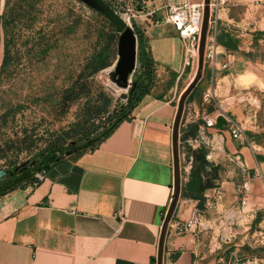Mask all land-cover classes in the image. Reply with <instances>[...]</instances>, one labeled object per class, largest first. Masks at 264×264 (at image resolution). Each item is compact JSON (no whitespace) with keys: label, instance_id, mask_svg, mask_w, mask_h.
I'll use <instances>...</instances> for the list:
<instances>
[{"label":"crops","instance_id":"crops-1","mask_svg":"<svg viewBox=\"0 0 264 264\" xmlns=\"http://www.w3.org/2000/svg\"><path fill=\"white\" fill-rule=\"evenodd\" d=\"M202 1L141 0L146 10L137 28L155 68L151 91L94 148L42 169L39 180L35 174L41 170L4 190L0 264H155L172 192L177 99L197 69V56L186 58L177 30L163 16L167 5ZM262 1L219 0L211 9L215 25H208L204 47L211 56H203L199 80L185 101L183 116L188 112L191 119L179 127V147L204 152L200 178L207 186L201 200L180 195L165 235L162 264H225V250L240 225L264 209L262 163L256 157L264 133L248 135L242 127L249 120L245 93L261 90ZM3 7L0 0V14ZM218 111L235 115L243 139L230 135ZM205 118H213L214 125L205 126ZM189 124L193 133L181 141ZM189 169L181 168V187ZM19 174L4 177L0 185ZM245 180L248 188L239 195L236 189ZM196 210V227L178 233L176 224Z\"/></svg>","mask_w":264,"mask_h":264},{"label":"rangeland","instance_id":"rangeland-1","mask_svg":"<svg viewBox=\"0 0 264 264\" xmlns=\"http://www.w3.org/2000/svg\"><path fill=\"white\" fill-rule=\"evenodd\" d=\"M103 1L119 16H124L133 30L138 27L137 21L146 10L141 0ZM30 15L34 18L29 27L17 25L15 47L19 58L16 67L10 75L0 78V167L15 169L17 173L33 167L31 173L28 172L32 175L37 172L36 162L44 149L55 145L68 149L69 141L80 145L85 139L100 134L115 118L114 115L111 120L107 118L113 110L118 114L119 109L125 106V98L117 95L124 87L116 89L113 82L100 74L108 73L114 67L116 45H112L108 55L110 64L92 76L84 73L78 80L77 86L81 85L87 95L62 111L58 103L62 89L76 78L86 59L104 42V37L113 27L100 13L78 0H38L35 11ZM38 42L48 43L45 54L38 52ZM261 61V90L251 91L250 95L245 93L244 115L249 120L242 127L248 135H252V131L264 133L263 49ZM124 90L127 92L128 88ZM103 96L109 99L106 107ZM85 101L96 104L101 111L100 116L72 130L70 125ZM227 114L238 121L231 112ZM188 123L189 119H186V125ZM252 123L260 127L253 129ZM256 151H259L256 157L262 163L264 182V144ZM189 154L184 149V155L180 156L182 171L187 166ZM26 175L19 174L12 181H5L0 185V192L21 183ZM246 220L225 250V264H264V209Z\"/></svg>","mask_w":264,"mask_h":264},{"label":"trees","instance_id":"trees-1","mask_svg":"<svg viewBox=\"0 0 264 264\" xmlns=\"http://www.w3.org/2000/svg\"><path fill=\"white\" fill-rule=\"evenodd\" d=\"M38 0H4V7L0 14V31L2 40V55L0 59V78L4 75H10L11 71L15 69L18 61V50L16 46V29L17 25L21 24L25 27H29L30 22L33 20V16L30 15L31 11H35L36 2ZM137 39V65L132 74L133 84L128 88L127 97L125 98V106L119 109V113L115 114L113 110L107 118L111 120L114 115L115 118L109 121L108 125L103 129L100 134L94 137L85 139L80 145H77L75 141L68 142V149H64L57 145L48 146L44 149L40 155L41 158L36 162L38 165V170H46L51 165L57 161L66 158L74 157L80 152L85 150H90L94 148L101 140H103L114 128L115 126L124 119L130 117L132 109L139 102L141 97L149 93L154 84L155 68L153 65V60L149 53L148 44L143 37L142 33L138 28L134 29ZM117 35L113 28L110 29L107 37H104V42L86 59L83 67L76 75V78L71 82V84L62 89L59 97L58 103L61 104V110L64 111L71 104L76 102L78 99L85 97L87 92L83 91V88L77 86L78 80L81 76L86 73V76H92L97 73L102 68L107 67L110 63L109 52L110 47L116 45ZM49 48L48 43L38 42V52L45 54ZM105 107L109 101L108 97L103 96ZM98 106L94 103L89 104L85 101L80 107L76 114L74 122L70 125V129L79 127L86 121L95 119L100 116L101 111L98 110ZM104 109V105H103ZM105 110V109H104ZM103 112V111H102ZM5 122V115L2 116ZM3 122V123H4ZM190 124L184 129L185 131L181 133L180 140H184L187 136L191 135L193 132L190 130ZM73 135V134H72ZM73 142L72 145L70 143ZM186 149L192 156L188 180L181 187L180 194L182 197L195 198L201 200L202 190L207 186L206 183H202L200 178V171L206 160L204 159V152L201 148L190 150L188 147ZM66 151H69L66 154ZM34 166V164H33ZM33 168V167H32ZM32 168L21 171L22 174H27ZM17 172L9 174L8 178L14 177ZM15 185L9 187L13 188ZM3 190L0 195L4 193Z\"/></svg>","mask_w":264,"mask_h":264},{"label":"water","instance_id":"water-1","mask_svg":"<svg viewBox=\"0 0 264 264\" xmlns=\"http://www.w3.org/2000/svg\"><path fill=\"white\" fill-rule=\"evenodd\" d=\"M90 9L100 13L104 18H106L112 25L116 38V60L114 67L108 73L102 72L101 76L108 78L113 82V86L117 89L124 87V89L132 86V74L136 67V56H137V39L134 30L130 25H128L107 3L103 0H78ZM203 11L202 20L199 32V39L197 45V69L195 75L191 81L186 85V87L181 91L178 96L176 110L172 123L171 132V147H172V170H173V182H172V192L171 198L163 215L162 223L159 230V237L157 242L156 254H155V264H162V254H163V244L165 235L167 232L169 221L172 214L176 208V204L180 197L181 191V167L179 160V127L182 120L185 101L189 94L194 89L196 83L199 80L206 36L208 33V23L210 8V0H203ZM120 90L117 95L120 98H126V90ZM73 142L70 143L72 145ZM69 151H66L68 154ZM15 172V169L8 170L7 168L0 167V181L7 175Z\"/></svg>","mask_w":264,"mask_h":264},{"label":"built area","instance_id":"built-area-1","mask_svg":"<svg viewBox=\"0 0 264 264\" xmlns=\"http://www.w3.org/2000/svg\"><path fill=\"white\" fill-rule=\"evenodd\" d=\"M219 0H210L209 8H210V15H209V27H213L215 25V18L211 15L212 7L218 2ZM202 11H203V2L199 3H183L179 5H167L165 7V13L163 16V20L167 23L173 25V27L177 30L179 37L183 41L184 45V52L186 58L196 57L197 54V45L199 39V32L202 20ZM133 16V15H132ZM122 17V16H120ZM204 55L208 58L210 57V52L204 53ZM184 113V111H183ZM218 115L223 117V120L226 124V128L229 131L230 135L236 139H243L242 138V128L240 124L233 119L229 114L223 111H218ZM191 119L190 113L184 114L182 116L183 121L180 122V127L183 128L184 119ZM204 124L207 127L213 126L214 121L213 118H205ZM251 147V145L249 144ZM184 155V148L183 146L179 147V157ZM192 157L189 154L187 160L186 169L190 167ZM44 171L41 170L35 174V179L39 180L42 178ZM33 181L32 184H35ZM248 188L247 181H243L240 186L237 187V192L239 195L243 194L246 189ZM200 219L199 211H194L191 217L183 222L176 224V230L178 233H186L194 229Z\"/></svg>","mask_w":264,"mask_h":264},{"label":"bare ground","instance_id":"bare-ground-1","mask_svg":"<svg viewBox=\"0 0 264 264\" xmlns=\"http://www.w3.org/2000/svg\"><path fill=\"white\" fill-rule=\"evenodd\" d=\"M122 19H124V21H125V17L124 16H122Z\"/></svg>","mask_w":264,"mask_h":264},{"label":"flooded vegetation","instance_id":"flooded-vegetation-1","mask_svg":"<svg viewBox=\"0 0 264 264\" xmlns=\"http://www.w3.org/2000/svg\"><path fill=\"white\" fill-rule=\"evenodd\" d=\"M9 176V174H7L6 176H5V178H7Z\"/></svg>","mask_w":264,"mask_h":264}]
</instances>
